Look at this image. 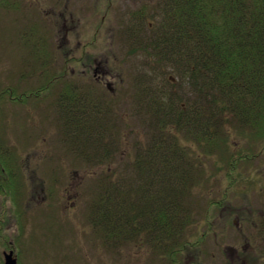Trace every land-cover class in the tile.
Wrapping results in <instances>:
<instances>
[{"label":"rangeland","instance_id":"374dc122","mask_svg":"<svg viewBox=\"0 0 264 264\" xmlns=\"http://www.w3.org/2000/svg\"><path fill=\"white\" fill-rule=\"evenodd\" d=\"M157 1L30 0L23 11H0V151L10 157V165L18 173L15 177L21 174L15 196L17 205L24 209L22 219H15L11 211L0 208V230L5 236H0V264L2 251L8 246L17 254L19 264H170L145 230L139 237H125L118 245L97 235L90 216V206L98 199L94 191L99 182L114 171L135 176L128 166L133 164L137 144H145L152 132L157 133L147 125L148 120L155 119L146 110L148 99H143L144 92L137 93L135 85L147 87V81L152 80L154 90H168L170 76L177 78L175 83L181 82L168 65L153 71L150 59L155 57L148 59L141 49L132 51L133 43L127 39L130 29L140 21L132 12L143 6L151 12ZM23 21L29 23L26 36ZM31 23L46 31L31 38ZM44 44L50 47L47 58L53 59L45 68L55 62L57 71L64 74L63 82L73 86L80 99L95 103V90L104 95L110 91L111 98L116 99L112 114L97 117L95 122L103 125H91L93 130L76 129L78 126L60 129L57 114L62 112V102L70 100L67 88L47 84L51 73L44 83L45 73L42 70L40 74L39 65L22 75V64L40 61ZM103 74L105 79L100 77ZM10 86L14 92L9 97L6 88ZM29 88L32 91L27 95ZM22 91L27 99L16 100L14 95L21 97ZM174 91L179 93V89ZM81 118L75 117V125L86 123ZM109 128L116 133L110 134ZM226 128V145L214 155L202 151L199 142L189 133L185 137L174 124L167 131L193 150L190 159L198 172L191 188L196 210L184 239L194 240L208 227L205 214L209 206L214 214L209 215L211 230L199 248H184L176 255L179 263L245 264L243 234L248 226L238 214L247 217L249 211L264 209V138H254L233 121ZM105 149L113 155L105 158ZM245 152L255 155L236 162L239 181L227 193L229 205L220 210L210 202L225 192L227 160ZM15 204L11 197L10 205ZM244 205V211L237 210ZM19 226L24 227L23 232Z\"/></svg>","mask_w":264,"mask_h":264},{"label":"trees","instance_id":"16d2710c","mask_svg":"<svg viewBox=\"0 0 264 264\" xmlns=\"http://www.w3.org/2000/svg\"><path fill=\"white\" fill-rule=\"evenodd\" d=\"M15 6V1L0 0V11ZM146 11L143 6L132 12L140 21L137 20L135 28L127 34V39L133 43L131 50L141 49L148 59L155 57L150 59L153 71L168 65L181 82L175 83L177 78L170 76L168 90H154L152 80L147 81V87L144 85L142 90L143 85H135L137 93L144 92L143 99H148L146 110L153 113L155 119L148 120L147 125L157 133L152 132L145 144H137V154L130 162L133 164L128 166L135 176L114 171L105 177L106 181H96L101 185L94 191L98 199L90 206V216L92 227L104 241L119 245L126 238L141 236L145 230L151 236L149 241L167 256L170 264H182L176 255L186 247L199 248V243L211 230L209 215L214 214L209 206L205 214L208 227L194 240L184 239L196 210L192 205L191 188L198 172L190 159L193 150L185 148L178 135L173 138L167 131L174 124L185 137L189 133L199 142L202 151L210 155L226 145L223 129L232 121L254 138H264V0H158L151 12ZM43 49L40 48L42 56L37 62L39 71L53 61L46 59ZM56 66L53 62L45 68V73L52 74L47 84L65 86L70 98L68 103L62 102V112L57 114L60 129L78 126L76 129L93 130L91 125H103L95 121L102 114L105 117L112 114L116 99L111 98L109 91L104 95L96 90L95 103L80 99V95L73 92V86L63 82L64 74L57 71ZM175 89H179V93ZM27 91L30 93L32 88ZM15 98L25 96L15 95ZM76 116L86 123L75 125ZM108 130L110 134L116 133ZM3 154L0 151V163L6 169L11 165ZM111 154L105 149V158ZM252 155L255 153L245 152L228 158L225 192L220 199L212 200L211 205L220 210L227 208V193L239 181L237 163ZM15 171L14 167V177ZM17 178H14L15 183ZM19 186V182L16 183L11 196L16 203L12 209L15 219H22L23 214L15 196ZM244 208L245 205L237 210L244 211ZM238 215L248 226L243 234L245 264H264V209L257 213L249 211L247 217Z\"/></svg>","mask_w":264,"mask_h":264},{"label":"flooded vegetation","instance_id":"af4514ba","mask_svg":"<svg viewBox=\"0 0 264 264\" xmlns=\"http://www.w3.org/2000/svg\"><path fill=\"white\" fill-rule=\"evenodd\" d=\"M13 2L15 1V3H16V6L14 7V12H19V11H23V6L25 5V4H29V2H30V0H12ZM57 3H59V2H57ZM25 21V20H24ZM23 21V25L24 26H26L27 25V22H24ZM94 71H96V69H94ZM100 77H101V79L103 78V79H105V75L103 74V75H100ZM6 91L7 92H9L8 94H9V97L11 96V91H13V88L10 86V87H7L6 88ZM10 164V163H9ZM0 170L2 171V172H4L5 174H4V178L2 177V175L0 174V182L1 181H3V179L5 180V185L6 186H8L11 182H12V178H13V169L12 168H9V167H7L6 169L5 168H3L2 166H1V163H0Z\"/></svg>","mask_w":264,"mask_h":264},{"label":"water","instance_id":"95a60500","mask_svg":"<svg viewBox=\"0 0 264 264\" xmlns=\"http://www.w3.org/2000/svg\"><path fill=\"white\" fill-rule=\"evenodd\" d=\"M3 256H4L3 264H17V259L14 256L12 250H10L8 252L4 251Z\"/></svg>","mask_w":264,"mask_h":264}]
</instances>
